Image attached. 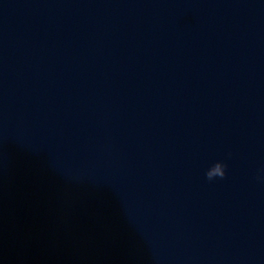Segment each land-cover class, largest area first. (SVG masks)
Returning <instances> with one entry per match:
<instances>
[{"label":"clouds","instance_id":"9594fccd","mask_svg":"<svg viewBox=\"0 0 264 264\" xmlns=\"http://www.w3.org/2000/svg\"><path fill=\"white\" fill-rule=\"evenodd\" d=\"M226 165L222 162H216L206 172L208 180H212L215 177L224 178Z\"/></svg>","mask_w":264,"mask_h":264}]
</instances>
